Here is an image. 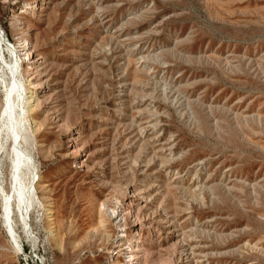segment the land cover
Wrapping results in <instances>:
<instances>
[{"label": "rangeland", "instance_id": "1", "mask_svg": "<svg viewBox=\"0 0 264 264\" xmlns=\"http://www.w3.org/2000/svg\"><path fill=\"white\" fill-rule=\"evenodd\" d=\"M35 1L0 0L38 62L31 238L0 199V264H264V0Z\"/></svg>", "mask_w": 264, "mask_h": 264}, {"label": "bare ground", "instance_id": "2", "mask_svg": "<svg viewBox=\"0 0 264 264\" xmlns=\"http://www.w3.org/2000/svg\"><path fill=\"white\" fill-rule=\"evenodd\" d=\"M41 2L42 0L35 1V7L41 5ZM30 50H32V47ZM23 51L24 49L20 50L8 41L0 31V65L1 74L3 75L0 76L10 82L9 89L7 87L8 90L4 94L3 108L0 113V199L6 227L14 238V216L18 217L22 223L20 224L24 227V233L31 238L28 217L38 180L37 168L30 147L32 145L30 143V134L35 132L36 128L32 116V106L36 101L37 89L31 80L28 83H24L25 81L23 82L22 79L23 66L27 65L35 68L38 62L35 57H31L33 53L31 51L27 53L29 60H22L21 56L26 54ZM6 54L9 55L11 60L7 59ZM6 163L9 164L7 180H5L2 171V166ZM136 197L134 194H129L125 200V208L123 209L129 215H132L137 204L138 200ZM111 215L114 220H118L121 212L119 213L115 209ZM121 231L126 232L125 230ZM122 236L125 235L122 234ZM139 239V234L135 232L132 239L127 240L134 246L129 255L132 262L140 259L138 256L140 252ZM122 245V241H120L117 245L118 249L113 251V254L119 255L121 251L125 250H119Z\"/></svg>", "mask_w": 264, "mask_h": 264}]
</instances>
